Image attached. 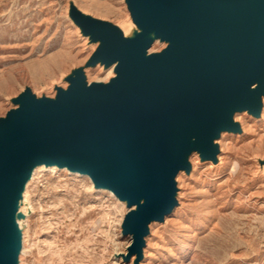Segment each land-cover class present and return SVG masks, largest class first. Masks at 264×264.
Wrapping results in <instances>:
<instances>
[{
    "label": "water",
    "instance_id": "water-1",
    "mask_svg": "<svg viewBox=\"0 0 264 264\" xmlns=\"http://www.w3.org/2000/svg\"><path fill=\"white\" fill-rule=\"evenodd\" d=\"M144 34L169 40L146 57L143 36L71 16L102 45L90 61L118 62L117 77L87 87L82 73L57 100L30 90L0 121V264H17L15 202L38 164L89 174L137 210L124 220L128 258L141 257L153 221L176 206L175 177L189 169L192 147L215 159L214 140L236 131V111H261L264 95V0H127ZM258 85L256 89H253Z\"/></svg>",
    "mask_w": 264,
    "mask_h": 264
},
{
    "label": "rangeland",
    "instance_id": "rangeland-1",
    "mask_svg": "<svg viewBox=\"0 0 264 264\" xmlns=\"http://www.w3.org/2000/svg\"><path fill=\"white\" fill-rule=\"evenodd\" d=\"M70 2L119 28L131 19L125 0H0V121L26 87L55 97L54 87H67L65 78L92 54L69 17ZM89 76L95 82L108 74ZM245 124V134L222 140V161L241 160L242 167L201 163L183 177L181 206L166 226L154 227L147 264H264V174L257 161L264 158V118ZM99 191L78 173L43 171L29 188L21 264H114L131 240L120 234L126 210Z\"/></svg>",
    "mask_w": 264,
    "mask_h": 264
},
{
    "label": "bare ground",
    "instance_id": "bare-ground-1",
    "mask_svg": "<svg viewBox=\"0 0 264 264\" xmlns=\"http://www.w3.org/2000/svg\"><path fill=\"white\" fill-rule=\"evenodd\" d=\"M125 3L127 4L128 7V11L130 13L131 19H129L127 21V23L125 25H120L121 28H119L118 26L107 22V21H103L98 19L97 17L85 12L84 10H82L80 7H78L75 3L70 2V8H69V17L71 18L72 22L74 23V25L79 29L81 35L83 37H85L88 41L89 44L93 45L91 48V52L92 53L84 62V64L82 66H80L79 68L74 69L66 78L65 81L67 83V87L66 85H56L54 87L56 95L55 97H48L45 94H35L33 92V90L30 87H26L25 90H30L32 92V94L41 102H45V100H57V96L59 94V92L62 90L64 92H67L71 86V79L76 77L77 73H82L86 82L87 87H90L93 84L96 83H100V84H108L110 83L113 79H115L117 77V66H118V62H115L111 65L102 63V62H98L96 65H91L90 61L93 58V56L95 55V53L98 51V49L100 48V46L102 45V41L100 40H95L93 38L92 34H88L84 31L83 27L79 26L75 20L73 19V17L71 16V12L72 9H77L82 15L90 17L92 19L95 20H99L105 23H109L115 27H117L124 35V37L126 38H135L137 36L142 35L144 40H150L151 41V46L149 47V49L146 51V57H149L151 55L154 54H160L162 53L170 44L169 40H164L161 37H157L155 32H151L149 34H144V30L142 28H140L139 26H137L133 20L131 11L129 9L127 0H125ZM157 45H160L161 51H155V47ZM95 70H100L101 72H106L108 74L107 79L101 80V81H95L92 82V80H90V76L89 74L92 71ZM27 79V75L26 74H22L20 76V80H26ZM258 87V85H255L253 87V89H256ZM25 90L20 94V96L25 92ZM49 94V93H47ZM16 97L10 100V102L12 104H14V110L18 109L20 107L19 103H16V100L20 97ZM238 119V117H240ZM248 118L255 120V121H261L264 118V95L262 96L261 99V111L260 114L258 116H255L253 113H251L250 110H244V111H236L233 114V122L238 126V130L236 131H221L220 135L217 139L214 140V145L217 148V153L215 156V159L210 160V159H204L202 156V153L198 150H195L192 147V151L188 157V163H189V169H184V170H180L178 172V174L175 177V191L173 192V196L177 202L176 206L173 208V210L167 214L165 216V219L163 222H156L153 221L152 223L149 224L148 226V235H146L144 237V246L142 248V254L141 257H139L137 254L131 256L128 258V250L131 246V243L133 241V236L129 235L130 237V244L129 246L126 248V251L123 253H120V258L115 261L114 264H120L119 261H124L125 263H130V264H147V247H148V243H149V239L151 238V236L153 235V229L155 226H158L160 223V226H166L168 221L167 219L169 217H171L175 211L177 206H181V199H183V188L180 185V182L182 181L183 177L185 178H190L193 176V173L196 171L197 167L199 165H201V163H207L208 165L211 166V168L214 169H219L220 167L225 166L226 168L235 171L237 170L236 165H238L239 168L242 167V161L241 160H234V161H222L221 156L223 155V149H222V140L225 138V136H234L237 135V137H240V135L245 134V123L248 120ZM254 118V119H253ZM258 161V165L259 168L261 170V172L264 174V158H260L257 159ZM46 169H50L55 171L56 169H66L71 171L68 167H60L58 164H47V163H43V164H38L34 167L30 178L28 179V181L26 182L24 188L21 190L18 198L16 199L15 202V223H16V227H17V232L20 236V242H19V249H18V255H17V264H21V257L23 255H25V248H27V245L25 247V244H27V237H28V230L26 228V215L25 213L29 212V188L31 187V185L33 184V182L37 179V177ZM73 172V171H72ZM237 172V171H236ZM78 173L80 175L86 176L91 184V186L94 187V189L96 191L100 190L99 192H108L109 195L111 197H113L118 206L122 208L123 213L126 210V214L124 216L123 222L121 224L120 227V234L123 235V224H124V220L127 216V214L133 210H137L138 206L144 203V200H142L138 205H132L129 199H121L119 196H117L113 190H111L110 188L106 187V186H97L93 180V178L87 174V173H80V172H75ZM120 213V211L118 210V214ZM197 233V232H196ZM195 236V235H194ZM24 242V245H23Z\"/></svg>",
    "mask_w": 264,
    "mask_h": 264
}]
</instances>
